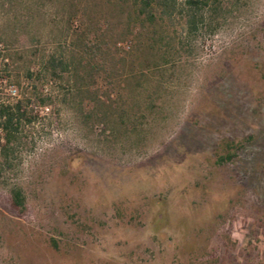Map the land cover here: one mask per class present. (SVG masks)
I'll return each instance as SVG.
<instances>
[{
  "label": "rangeland",
  "instance_id": "374dc122",
  "mask_svg": "<svg viewBox=\"0 0 264 264\" xmlns=\"http://www.w3.org/2000/svg\"><path fill=\"white\" fill-rule=\"evenodd\" d=\"M86 3L117 16L108 55L28 80L70 54ZM113 5L0 0V101L50 99L0 139V264H264V0H208L154 49Z\"/></svg>",
  "mask_w": 264,
  "mask_h": 264
},
{
  "label": "trees",
  "instance_id": "16d2710c",
  "mask_svg": "<svg viewBox=\"0 0 264 264\" xmlns=\"http://www.w3.org/2000/svg\"><path fill=\"white\" fill-rule=\"evenodd\" d=\"M109 1L116 4L113 5L114 7L111 6V8L118 7V12H121L120 14H124V10L128 13L133 11V14L129 15H134L137 18L136 21H138L143 30L147 29L151 35L156 36L150 44L152 49L158 46H165V37L161 34L163 27L174 24L179 18L185 15L190 17V23L195 24L196 12L208 4V0ZM102 9V4L97 3L93 7L89 3H86L83 8V15H81L79 21V26H77L74 35L75 40L72 43L74 48L70 54H67L66 57H49L44 66V72H32L28 70L26 73L27 79L32 81L34 77L40 76L41 73H46L45 75H48L51 81L63 79L67 73L70 75L73 74L76 78H82L81 72L87 68L84 64L86 55H90L91 57H96L98 54L108 55V50L112 44L111 42L112 40L114 41L112 33L116 25L113 21H116L115 18L117 16L115 17L113 13L112 15H108V11H106L107 15L105 13L102 14ZM96 10H99L100 15L96 14ZM130 16H128L125 22L126 30L128 27H131ZM76 17H78L76 13H73L72 17L69 18V24H72ZM123 22L124 19L118 16L117 27ZM131 33L130 31L129 34ZM119 37L120 39L125 38L126 33L124 31L123 33L119 32ZM119 63L122 68L117 64L114 67V71H117V73L122 72L125 66V62L122 61ZM88 67L90 69L93 68L92 65ZM32 96L28 99L20 98L16 101H0V139L4 141V147L13 144L17 134L25 124L34 123L39 118V115L35 114V105L33 104L40 103L46 107L50 100L49 97L42 98L35 90L32 91ZM232 158L233 156L229 154L228 156L220 157V160L223 162L225 160H232ZM11 197L15 207L18 209L25 208L26 196L22 188L17 186L13 187L11 189Z\"/></svg>",
  "mask_w": 264,
  "mask_h": 264
}]
</instances>
